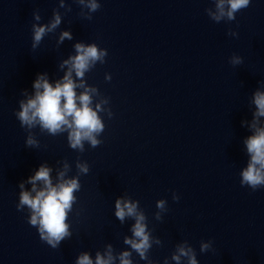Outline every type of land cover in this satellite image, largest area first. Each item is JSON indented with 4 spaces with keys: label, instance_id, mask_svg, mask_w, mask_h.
<instances>
[{
    "label": "clouds",
    "instance_id": "clouds-1",
    "mask_svg": "<svg viewBox=\"0 0 264 264\" xmlns=\"http://www.w3.org/2000/svg\"><path fill=\"white\" fill-rule=\"evenodd\" d=\"M80 6L82 17L91 20L92 13L97 12L101 4L99 0H74ZM214 7L205 11L209 18L216 23L221 21H234L236 14L250 6L251 0H212ZM59 7L70 12L65 0H59ZM85 9L87 11H85ZM37 23L32 24V49H36L43 38L54 33L61 25L62 14L58 9L53 10L50 21L46 24L38 23L41 15L38 11L33 13ZM228 35L238 36V33L229 30ZM65 39L71 40V31H61L57 45ZM75 55L63 60L60 68L65 71L61 79L54 83L49 81L47 73L37 74L33 81V93L27 90L22 92L24 99L19 100V110L15 116L20 126L27 132L25 144L27 147H39L33 129L39 128L41 133L57 136L67 133V142L71 149L83 153L85 143L90 147H98L102 141L99 139L105 130V123L100 113H106L109 118L113 113L109 107V99L99 92L98 88L86 82V73L91 71L97 63H105L108 52L96 43L78 42L74 45ZM229 63L233 66L241 65L243 59L233 54ZM105 79L110 81L111 75L106 74ZM254 105L252 120L241 121L242 126L247 124L251 135L243 141L248 156L246 167L239 173L241 186H247L253 191L264 188V88H258L251 98ZM77 175L69 176L71 167L67 161L63 162L62 170L57 171L56 182H53V169L47 164H41L33 175L19 184L18 211L27 209V222L37 228L41 241L52 249H57L61 242L72 236L71 226L68 222L69 213L77 203L75 195L81 189L80 175L89 172V165L85 161H76ZM25 183L31 185L30 190L25 189ZM38 185H40L38 187ZM173 201H179L180 196L173 192ZM114 215L123 224L131 219L134 223L130 227L131 235L124 236L123 243L127 249L117 252L111 243L106 244L103 251H96L95 257L89 252H81L75 264H134L133 253L146 264H154L149 257L153 245L161 246L162 241L152 235L147 217L139 206L138 200L124 195L116 198ZM158 211L154 214L156 220H162V214L167 212V201H156ZM212 249V241H202L200 252L205 253ZM170 260L175 264H199L195 249L187 240L178 243ZM163 264H169V258Z\"/></svg>",
    "mask_w": 264,
    "mask_h": 264
}]
</instances>
